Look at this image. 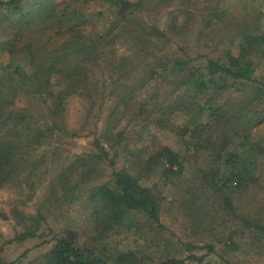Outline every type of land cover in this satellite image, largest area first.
<instances>
[{"label":"trees","instance_id":"1","mask_svg":"<svg viewBox=\"0 0 264 264\" xmlns=\"http://www.w3.org/2000/svg\"><path fill=\"white\" fill-rule=\"evenodd\" d=\"M88 1L0 0V25L5 20L10 24L7 36L0 39V51L9 59L0 66V186L22 178L23 173L27 176L34 173V149L52 131L66 130L64 109L70 96L88 98L84 103L82 100L85 114L93 108L89 104L93 103L98 83L90 79L91 68L103 60L110 70V86L114 88L120 80V76L113 75L117 68H123V60L114 63L113 58L110 59L113 50L106 53V49L115 37L116 26L129 22L135 8L144 0H102L113 8L115 19L104 32L92 33L85 30L91 22L83 20L88 12L79 6ZM213 15L218 18L213 22L224 18L223 14ZM211 19L212 16L207 20ZM253 24L258 30L261 28L257 18ZM256 28L241 30L237 54L227 48L221 57L207 58L201 66L190 64V57L168 56L156 60L138 86L121 84L116 105L129 104L133 92L151 81H154L151 82L154 101L149 103L152 93L148 100L139 102L133 120L143 121V124L135 134L131 132L129 136L111 122H106L102 131L94 132V142L100 152L95 156L108 158L112 171L108 182L88 187L85 195V199L93 203L87 218L93 234L81 240L74 227L52 234L49 249L32 262L6 258L2 254L3 244H0V264H141L135 251L109 250L103 241L118 227L136 230L145 222L149 226L160 223L163 198L155 191V184L144 180L156 176L170 181L181 176L189 151L198 154L203 148L202 153L213 164L209 171L203 172V178L208 180V187L214 194L223 195L227 204L253 184L258 179V164H264V147L249 140L250 127L242 119L248 112H255L263 93L262 87L247 92L251 82L256 80L258 61L264 58V33H256ZM152 29L156 36L164 35L158 28ZM161 85L170 91L156 103ZM231 90H237L240 95L234 94L228 100L219 98ZM20 94L44 107L43 116L26 105L17 106L15 100ZM230 105L236 108L233 110ZM177 111L183 113L185 119L182 124L174 125L169 122V117ZM259 117L257 122L262 123L264 115L259 114ZM241 124L243 128H240ZM155 128L171 130L180 137L181 145L174 148L167 144L145 146V135H150ZM120 153L130 161L117 168L115 160ZM78 178L60 188L69 202L84 196L86 183L80 188L83 181ZM227 190L230 191L228 194ZM53 198L51 193L48 199L52 204L59 201V197ZM0 216L5 217V214L0 211ZM39 216V210L20 216L21 230L4 242L36 236L42 219ZM140 217L144 218L143 224L138 221ZM241 218L248 229L254 226L259 233H264L261 217ZM231 238V234L225 238L229 246L235 245ZM207 247V253L213 251L212 245ZM188 258L201 260L202 256L190 254L185 259ZM183 260L170 257L157 264H181Z\"/></svg>","mask_w":264,"mask_h":264},{"label":"rangeland","instance_id":"2","mask_svg":"<svg viewBox=\"0 0 264 264\" xmlns=\"http://www.w3.org/2000/svg\"><path fill=\"white\" fill-rule=\"evenodd\" d=\"M79 6L88 12L83 18L91 22L85 27L87 32H104L110 21L115 19L113 8L102 0H89ZM134 11L129 22L116 26L113 31L115 37L106 49V53L109 49L113 50L111 57H105L113 58L114 63L123 60V68H117L113 75L120 76L117 85L114 88L110 86V70L103 60L100 65L91 68L90 79L98 83L93 103L89 104L93 108L85 114L82 100L84 103V99L88 98L70 96L64 109L66 130L52 131L34 149V173L31 176L23 173L22 178L0 186V211L5 214V217L0 216V244H3L2 254L6 258L23 262L37 260L51 246L49 239L52 234H60L71 227L79 231L81 240L93 234L87 219L88 209L93 203L85 199V195L88 194V187L108 182L112 171L108 158L95 156L100 152L94 142V132L102 131L105 123L111 122L123 128L129 136L131 132L135 134L143 121L133 120V113L139 102L148 100L154 92L151 89V82L154 81L150 80L145 87L133 92L129 104L116 105L121 84L138 86L152 64L168 56L190 57V64L201 66L207 58L221 57L227 48L237 54L239 33L250 27L256 28L257 25H252L255 18L261 27L255 32L264 33V3L261 0H144ZM214 13L223 14V20L213 22L217 18ZM210 16L212 19L207 20ZM8 26L9 22L2 21L0 39L7 36L10 31ZM153 27L164 35L156 36ZM8 60L7 54L0 51V66ZM255 79L250 89L248 86L244 88L251 92L254 87H262L263 93L254 108L255 112H248L249 117H243L242 121L250 127L249 140L264 147V121L257 122L259 114L264 115V58L258 61ZM162 86L157 91L160 96L156 98V103L170 91ZM238 87L241 88L240 85ZM234 94L238 91L225 92L219 98L232 99ZM153 97L154 93L149 103L154 101ZM15 102L17 106L26 105L34 109L41 116L45 111L39 103H33L21 94ZM229 108L234 110L236 106L230 105ZM169 118V122L179 125L184 122L185 115L177 111ZM240 128H243L242 124ZM161 144L174 148L181 145V140L167 129L155 128L150 135H145V146L157 147ZM201 150L198 154L194 151L186 153V169L181 176L170 181L156 176L144 180L145 183L155 184V191H159L163 198L160 201V223L149 226L140 217L138 221L144 223L141 229H114L103 241H106L109 250L135 251L141 264H157L170 257L184 259L181 264H228L226 261L264 264V233H259L254 226L248 229L241 218L261 217V224L264 225V164L257 166L258 179L227 204L222 199L223 195L214 194L208 187V180L203 178V172L209 171L213 164L202 153L203 148ZM109 155H112L111 151ZM124 157L119 154L115 167L129 163L130 160L126 161ZM76 177L83 181L80 188L86 183L84 196L69 202L60 188L74 182ZM229 192L227 190V194ZM51 193L55 197L52 200L59 197L54 204L48 199ZM38 210V218L42 216V219L36 236L4 242L21 230L20 216L35 214ZM230 234L235 243L233 246L225 243ZM207 245L213 246L212 252L207 253ZM24 252L26 254L22 255ZM190 254L202 256V259H185Z\"/></svg>","mask_w":264,"mask_h":264}]
</instances>
